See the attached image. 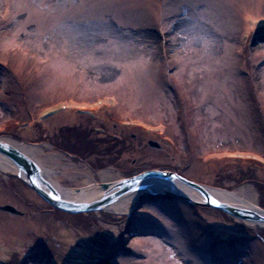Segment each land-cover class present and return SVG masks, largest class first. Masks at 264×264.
Returning <instances> with one entry per match:
<instances>
[{
	"label": "rangeland",
	"instance_id": "obj_1",
	"mask_svg": "<svg viewBox=\"0 0 264 264\" xmlns=\"http://www.w3.org/2000/svg\"><path fill=\"white\" fill-rule=\"evenodd\" d=\"M3 138L63 154L67 188L157 169L247 186L264 209V0H0ZM140 198L127 213H34L23 251L1 250L0 264H264L260 223ZM18 221L0 213L2 231ZM45 236L57 246L32 248Z\"/></svg>",
	"mask_w": 264,
	"mask_h": 264
},
{
	"label": "water",
	"instance_id": "obj_2",
	"mask_svg": "<svg viewBox=\"0 0 264 264\" xmlns=\"http://www.w3.org/2000/svg\"><path fill=\"white\" fill-rule=\"evenodd\" d=\"M149 143L152 146L157 145V143L152 141ZM0 151L13 160V162L17 165L19 171L26 174L25 176H22V173L20 175L18 174L23 178V180L29 183L50 203L63 210L71 212L104 210L107 205L117 201L123 195L132 193L133 191H137L138 189H140L139 191L141 194V198L146 195L160 193L169 194L171 196L180 195L187 201H191L192 203L217 207L237 217L243 219H252L258 221L259 223L262 222V224L260 223V225L264 226V209L257 206L249 207L237 203L232 204L216 200L208 194L207 189L204 185L180 177L175 172L162 171L157 169L145 170L136 175L117 179L115 181L97 183V185L104 191L102 195H98L94 197L93 200L87 202L73 201L63 197L61 193L43 176L40 166L34 160L25 155L16 146L0 139ZM40 176H42V178ZM150 179L164 180L168 182L171 187L169 190L152 191L150 189V186H146L147 182ZM178 180L187 183L189 187L193 188L194 190L196 189L195 191H199L202 197L197 198L186 195L182 190L176 188L175 182ZM73 189L80 190V188L77 187ZM213 200H215L216 203H213ZM8 207L9 206L6 205L3 208Z\"/></svg>",
	"mask_w": 264,
	"mask_h": 264
},
{
	"label": "bare ground",
	"instance_id": "obj_3",
	"mask_svg": "<svg viewBox=\"0 0 264 264\" xmlns=\"http://www.w3.org/2000/svg\"><path fill=\"white\" fill-rule=\"evenodd\" d=\"M61 65L57 66L59 68H62L64 64L59 63ZM55 115V114H53ZM53 115L48 116L46 119L52 117ZM5 142H9L10 144L16 146L19 148L22 152H25L29 155L32 160H35L37 162L42 170L43 175L48 179L47 181L51 183L60 193L63 197L78 201V202H87L94 199L96 196H100L104 193L103 189L99 187L92 181L91 176L87 175V178L83 180V185L80 187V190H73L71 188H67L64 186V184L57 178V173L60 172V168L66 169V166L69 167L70 164L63 163V160L65 159L63 154L61 153H55L54 155L45 156L44 158L40 157L38 152L40 150L39 147L26 145L25 143L19 142L17 140H14L12 138H3L1 139ZM63 155V156H62ZM49 162L51 166H46L43 161ZM14 162L12 159L9 158V156L5 155L0 151V171L3 172L5 175H9V172H12L14 170L17 172V167L14 168ZM22 176H25L23 172ZM56 175V177H55ZM100 175L104 178V180H111L113 179V174L108 169H104L100 171ZM7 177V176H6ZM146 186H150V189L152 191H162V190H169L171 185L164 181L159 179H150ZM176 188L179 190H182L186 195L193 196L200 198L202 195L199 192H196L193 188L189 187L187 183H184L183 181H176L175 182ZM140 189L137 191H133L132 193H128L120 197L117 201L107 205L104 210L114 212V213H127L130 211L132 204L137 198V194L140 192ZM208 194L219 201H223L226 203H232V204H241L244 206L249 207H256L257 204H255V195L247 186H241L236 190L227 191L219 188L214 187H208L207 189ZM246 223H249L251 225H255L256 223H259L258 221H253L252 219H243ZM262 224V222H260Z\"/></svg>",
	"mask_w": 264,
	"mask_h": 264
},
{
	"label": "flooded vegetation",
	"instance_id": "obj_4",
	"mask_svg": "<svg viewBox=\"0 0 264 264\" xmlns=\"http://www.w3.org/2000/svg\"><path fill=\"white\" fill-rule=\"evenodd\" d=\"M7 177H10V179H13V181L8 182V184L6 185L7 195L5 194L3 195L4 202H1L0 206L9 205L11 207L7 209H3L0 207V213L3 215H7V217L11 219L18 218L20 221H18L17 224L14 225L16 227H13L7 231L1 230L2 223H0V251L11 250L12 249L11 246H16L14 247V250L12 249V251H18V250L23 251V248L22 250L20 248L25 247V244L27 243L24 233L25 231L24 228L22 227L23 220L25 221L29 220L34 213H41L43 214L42 216L44 217H48L49 215H51V217H58L59 215H63V217H69L70 212L68 213L67 211L60 210L54 207L47 200H45L40 194H38L30 185L24 182L21 178H18L16 175H14L13 172H9V175ZM44 225L45 224H42V229L45 228ZM52 233L53 232H50L51 239L53 238L56 239V236L52 235ZM48 240H50L48 236H45V238L43 239L44 243L40 242L39 245L34 246L32 248H37L39 249V251H41V250H49V246L51 249L57 246L54 245L53 247L54 241L51 242L49 246H47L45 243ZM20 251H18L17 253H19ZM14 256L16 257L17 255L16 254L12 255V257ZM6 258L9 259L8 256ZM16 258H18V256ZM39 258L40 260L42 259L41 253H39ZM2 259L0 257V260ZM13 260H8L9 261L8 263L15 264L16 260L15 261Z\"/></svg>",
	"mask_w": 264,
	"mask_h": 264
},
{
	"label": "snow or ice",
	"instance_id": "obj_5",
	"mask_svg": "<svg viewBox=\"0 0 264 264\" xmlns=\"http://www.w3.org/2000/svg\"><path fill=\"white\" fill-rule=\"evenodd\" d=\"M194 6H195V5H194ZM57 199H58V197H57ZM212 202H213V203H216V201H215V200H213Z\"/></svg>",
	"mask_w": 264,
	"mask_h": 264
}]
</instances>
